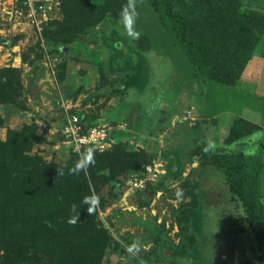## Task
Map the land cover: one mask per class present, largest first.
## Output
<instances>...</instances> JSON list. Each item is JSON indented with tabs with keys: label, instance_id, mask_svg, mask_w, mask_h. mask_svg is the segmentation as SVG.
<instances>
[{
	"label": "rangeland",
	"instance_id": "374dc122",
	"mask_svg": "<svg viewBox=\"0 0 264 264\" xmlns=\"http://www.w3.org/2000/svg\"><path fill=\"white\" fill-rule=\"evenodd\" d=\"M42 2L48 20L38 30L28 18L29 0H0V69L18 70L23 85L14 104L0 106V137L33 124L42 139L32 149L37 161L84 171L90 195L71 194L63 202L94 216L93 230L118 244L107 246L93 263L247 264L257 242L243 203L211 159L242 153L248 173L259 171L264 202V32L244 71L233 76L220 67L194 65L171 22L146 0H126L136 13V36L123 23L124 8L110 7L102 20L80 30L68 25L83 17L73 0ZM247 3L245 8L264 17V0ZM72 115L86 125L111 128L112 148L75 152L63 135ZM239 117L260 130L229 143ZM88 156L93 162L78 167ZM149 165L153 173L144 170ZM135 169L143 171V190L130 184L142 173ZM116 179L125 181L118 197L109 184ZM85 196L99 197L91 212ZM56 199L48 198L43 207L58 210ZM182 227L192 230L193 254L180 247L188 234ZM67 230L54 238L53 250L37 241L32 253L40 264H83L97 253L87 239L69 243ZM59 248L64 250L56 253Z\"/></svg>",
	"mask_w": 264,
	"mask_h": 264
},
{
	"label": "trees",
	"instance_id": "16d2710c",
	"mask_svg": "<svg viewBox=\"0 0 264 264\" xmlns=\"http://www.w3.org/2000/svg\"><path fill=\"white\" fill-rule=\"evenodd\" d=\"M146 1L161 17H166L171 22L177 39L186 48L192 63L199 67H220L237 76L244 71L263 36L264 17L245 8L248 0ZM73 2L76 12H82L83 17L69 22L68 25L80 30L102 20L110 7L122 10L129 6L126 0H73ZM121 46L122 43L116 47ZM125 59H127L125 65L129 66L130 55H126ZM22 88L18 70L0 69V106L14 104ZM3 123L0 115V127ZM259 130L260 126L255 122L241 117L236 118L227 142H238ZM36 141L41 142L42 139L38 138L33 124L25 125L21 129H8L6 139L0 137V244L4 247L2 249L4 253L0 255V264H40L38 257L32 253L37 241L42 239L40 242L47 249L53 250L52 241L55 237L58 238L65 228H68L69 243H77L81 238L87 239L97 249V253L90 257V261L85 260L83 263L94 264L96 260L99 261L107 246L118 249V244L111 243L105 231L93 230L94 216L85 213L80 215L76 210L73 211L71 203L63 202V199L70 197L71 194L76 195L80 192L90 195L84 171L80 168L74 171L70 167L62 169L43 160L37 161L38 158L32 154ZM206 149L209 150L210 147L206 145ZM198 150L205 153L204 148ZM243 159L242 153L223 154L212 156L211 163L223 171L230 192L245 208L246 221L257 242V247L247 264H264V202L260 200L258 188L259 171L248 173ZM143 168L145 170L146 167ZM62 170L63 172H60ZM136 171L143 172L140 169H135ZM109 184L118 197L117 195L122 192L120 186L124 187L125 181L116 179L109 181ZM36 197L42 200H39L41 206L38 210L34 208ZM53 197L57 198L54 200L56 204L54 206L58 210L43 207L49 201L48 198ZM146 198L150 196L146 195ZM21 201L25 203L22 205L24 208ZM28 205L31 210L26 209ZM93 206L90 204V207ZM187 218L188 215L184 213L183 219ZM74 219L76 220L72 223ZM86 228H89L88 234ZM182 228L188 234L184 245L181 244L180 247L193 254L195 238L191 235L192 230ZM47 249H43V254ZM63 250L59 248L56 253ZM53 264H62V259H55ZM63 264L71 263L65 260Z\"/></svg>",
	"mask_w": 264,
	"mask_h": 264
},
{
	"label": "built area",
	"instance_id": "2783aa9c",
	"mask_svg": "<svg viewBox=\"0 0 264 264\" xmlns=\"http://www.w3.org/2000/svg\"><path fill=\"white\" fill-rule=\"evenodd\" d=\"M29 15L28 18L38 30H42V24L48 20V13L45 3L42 0H29ZM112 129L105 125L89 126L80 118L79 115L69 117L67 124L64 127L63 135L66 137L67 143L72 146L75 152L94 150L105 152L112 148L113 138ZM147 173H153V166L146 167ZM130 184L137 190H143L146 187L143 172L135 175Z\"/></svg>",
	"mask_w": 264,
	"mask_h": 264
},
{
	"label": "clouds",
	"instance_id": "9594fccd",
	"mask_svg": "<svg viewBox=\"0 0 264 264\" xmlns=\"http://www.w3.org/2000/svg\"><path fill=\"white\" fill-rule=\"evenodd\" d=\"M121 16H122V20H123V23L124 25L126 26V28L128 29V32L130 35H133V36H136L138 35V33L134 32L132 30V25H133V22H134V17L136 16V13L134 11V8H130V5L125 7L121 13ZM93 162L92 161V158L91 156H88L86 160H83L81 161L77 166L78 167H86L88 163H91ZM99 202V197H88V196H85L84 197V203L85 204H91V205H95ZM93 209L92 207H89L87 209V211L91 212ZM73 211H75V206L73 208ZM74 222V221H73Z\"/></svg>",
	"mask_w": 264,
	"mask_h": 264
}]
</instances>
